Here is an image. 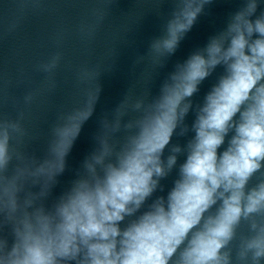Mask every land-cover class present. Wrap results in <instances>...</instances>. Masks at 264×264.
I'll list each match as a JSON object with an SVG mask.
<instances>
[{"label":"clouds","instance_id":"1","mask_svg":"<svg viewBox=\"0 0 264 264\" xmlns=\"http://www.w3.org/2000/svg\"><path fill=\"white\" fill-rule=\"evenodd\" d=\"M173 2L164 34L136 61H149L153 72L213 0ZM262 2L243 0L204 47L175 64L157 96L130 89L100 120L93 149L54 198L94 113L98 83L83 106L57 114L42 159L26 151L37 137L25 109L37 93H25L15 118L0 113V264H264ZM61 60L57 51L36 71L50 80ZM189 133L185 144L173 143ZM174 171L166 195H155Z\"/></svg>","mask_w":264,"mask_h":264}]
</instances>
